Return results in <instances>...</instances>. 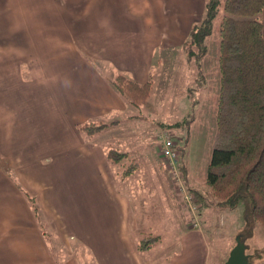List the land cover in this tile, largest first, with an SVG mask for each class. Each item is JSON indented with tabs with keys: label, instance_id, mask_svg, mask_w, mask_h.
<instances>
[{
	"label": "crops",
	"instance_id": "obj_1",
	"mask_svg": "<svg viewBox=\"0 0 264 264\" xmlns=\"http://www.w3.org/2000/svg\"><path fill=\"white\" fill-rule=\"evenodd\" d=\"M206 3L0 0V264H209L208 236L217 235L221 214L235 210L199 199L203 226L196 228L157 163L140 186L153 199L152 183L161 181L166 209L142 204L144 190L140 196L130 184L139 164L120 182L119 163L108 157L121 150L112 142L127 139L121 132L133 130L122 128L132 122L131 105L112 79L151 81L156 63L184 53ZM115 120L94 136L78 130ZM135 135L143 140L138 129ZM236 224L238 235L243 221ZM148 236L159 240L140 249ZM248 241L239 257L246 250L250 262L264 263L252 258L264 248ZM52 243L68 256L57 257Z\"/></svg>",
	"mask_w": 264,
	"mask_h": 264
},
{
	"label": "trees",
	"instance_id": "obj_2",
	"mask_svg": "<svg viewBox=\"0 0 264 264\" xmlns=\"http://www.w3.org/2000/svg\"><path fill=\"white\" fill-rule=\"evenodd\" d=\"M264 0H207L206 12L201 22L194 25L184 44L188 59H196L199 75L202 60L209 53L208 38L218 25L220 33V88L217 100V132L213 153L207 169L206 183L216 198V206L240 209L243 213L241 235L247 242L255 227H264ZM115 89L131 106L145 104L152 92V80L140 84L124 75L112 79ZM110 123L89 122L78 127L88 136L112 127ZM126 152L111 149L108 157L120 163ZM126 170L123 177L131 174ZM184 177H187L183 166ZM192 190V189H191ZM197 198L208 205L207 196L192 190ZM33 211L39 217L35 197L25 194ZM203 209L204 205L199 204ZM159 240L148 236L139 242L147 249ZM254 260L264 258V249L255 250ZM264 264V263H262Z\"/></svg>",
	"mask_w": 264,
	"mask_h": 264
},
{
	"label": "rangeland",
	"instance_id": "obj_3",
	"mask_svg": "<svg viewBox=\"0 0 264 264\" xmlns=\"http://www.w3.org/2000/svg\"><path fill=\"white\" fill-rule=\"evenodd\" d=\"M218 28L217 25L214 34L208 38L209 53L202 60L201 75H199L196 59L189 60L185 50L182 57L155 64L152 78L153 88L148 101L140 107L130 106L128 114L132 122L125 121L122 125V128L132 127L133 130H123L121 134L122 136L126 134L127 139L112 142L114 147L120 145L121 150L117 151L130 154L129 159L125 158L115 166L120 175V182L126 170L132 168L134 164L141 166L140 172H137L130 184L139 187L137 190L140 196L144 190L140 197L144 205L146 202L152 206L160 204L163 209H166L168 205V201L164 199L165 193L161 181L152 183L158 195L156 197L155 194L153 199L150 198L145 188L140 186V183L145 184L146 181L143 176L151 175V170H154L152 166L154 161L166 176L169 182L167 185L174 192V199L178 202L179 208L185 209L187 214L190 213L178 184L179 181L161 154L159 135L161 132H167L181 147V159L187 173V177L183 180L184 185L188 189L203 192L207 196L206 199L211 200L209 204L216 206V198L206 183V177L217 132L216 112L220 88V33ZM136 129L143 133V140L139 135H135ZM136 181L138 184H135ZM234 210L231 215L221 214L219 216L220 226H214L217 235L208 236L211 253L209 264H218L221 260H228L235 248L243 245L244 249L247 244L243 242L240 233L237 235L236 223H241V220L244 223L243 213L240 209ZM191 219L193 220L192 217ZM248 243L251 247L264 248V227L261 224H257L256 235ZM52 248L57 257L59 254L64 257L68 256L67 248H59L55 243L54 245L52 243ZM73 249L75 251V246ZM247 255L245 250V254L242 255L243 260L248 264H255L254 261L250 262Z\"/></svg>",
	"mask_w": 264,
	"mask_h": 264
},
{
	"label": "built area",
	"instance_id": "obj_4",
	"mask_svg": "<svg viewBox=\"0 0 264 264\" xmlns=\"http://www.w3.org/2000/svg\"><path fill=\"white\" fill-rule=\"evenodd\" d=\"M159 137L161 141V154L164 159L167 160L170 165V168L172 169L176 178L179 181L178 184L181 188L185 203L191 214V217L193 218V225L194 227L201 228V211L199 203L197 202L196 195L191 189L186 188L183 181L184 173L182 170L183 161L181 159V147L179 143L175 140V138L167 132H161Z\"/></svg>",
	"mask_w": 264,
	"mask_h": 264
},
{
	"label": "water",
	"instance_id": "obj_5",
	"mask_svg": "<svg viewBox=\"0 0 264 264\" xmlns=\"http://www.w3.org/2000/svg\"><path fill=\"white\" fill-rule=\"evenodd\" d=\"M239 248H235V251L232 253L229 261L227 262V264H248L246 263L244 260H243V257L242 259L239 257V255L237 254L238 253V250ZM242 255V254H241Z\"/></svg>",
	"mask_w": 264,
	"mask_h": 264
}]
</instances>
